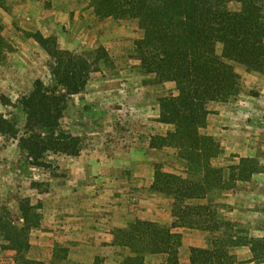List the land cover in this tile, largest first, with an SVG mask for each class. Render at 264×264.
<instances>
[{
    "label": "rangeland",
    "instance_id": "374dc122",
    "mask_svg": "<svg viewBox=\"0 0 264 264\" xmlns=\"http://www.w3.org/2000/svg\"><path fill=\"white\" fill-rule=\"evenodd\" d=\"M238 6L230 3L231 8ZM0 17L10 42L0 60V98L15 101L37 79L47 85L59 81L51 57L32 36L36 31L92 63L84 89L68 97L61 118V127L80 138L78 155L48 152L46 166L38 167L23 155L17 139L0 134V216L20 228L24 220L17 201L28 198L39 219L22 237L25 251L17 253L0 235V264H20L21 255L41 264H164V253L119 244L117 229L141 219L173 231L169 212L148 210L152 205L147 200L169 209L172 197L150 185L136 189L141 182H153L158 170L187 177L188 191L194 192L202 169L157 138L174 130V124L159 119L160 99L177 95L178 88L174 81H160L142 69L134 53L135 39L142 34L136 22L97 19L90 0H9ZM234 70L236 92L225 101L208 102L209 112L199 127L217 145L209 163L224 169L226 181L218 185L215 180L203 197L185 202L206 204L215 210L214 217L235 222L237 235L263 239L264 74L239 64ZM11 109L0 99V113ZM179 233V264H189L191 248L207 247L217 234L199 227H182ZM232 251L235 264H264V259L249 261L247 247Z\"/></svg>",
    "mask_w": 264,
    "mask_h": 264
},
{
    "label": "trees",
    "instance_id": "16d2710c",
    "mask_svg": "<svg viewBox=\"0 0 264 264\" xmlns=\"http://www.w3.org/2000/svg\"><path fill=\"white\" fill-rule=\"evenodd\" d=\"M231 2L239 3L238 8H231ZM90 5L97 19L114 17L136 22L142 34L135 39L134 53L142 69L160 81H174L178 88L177 95L160 99L159 119L174 124V130L157 138L176 147L187 163L202 169V177L192 192L188 191L187 177L155 170L149 188L172 197L171 228L199 227L217 232L209 238L207 247L191 248L189 264H235L232 249L237 246L248 248L249 261L263 260L264 238L237 235L235 222L214 217L215 210L206 204L188 205L185 200L203 197L215 180L218 185L226 181L224 169L209 163L217 145L209 135L199 133V127L209 112L208 102L225 101L236 92L234 64L264 74V0H90ZM8 7L9 0H0V10ZM2 30L0 17V60L10 47ZM32 36L51 57L50 67L60 79L53 85L37 79L28 94L13 102L1 96V103L12 109L0 113V134L17 139L30 163L42 167L46 166L48 152H80V138L61 127V118L68 97L84 89L92 63L80 53L60 48L53 36L45 37L38 31ZM238 167L240 170L242 164ZM17 208L24 220L22 226L18 228L11 219L0 216V235L19 253L27 247L22 238L26 230L37 226L39 219L28 198H18ZM117 235H121L119 244L136 247V251L150 247V252L166 254L164 264H179L178 231L136 219L117 229ZM19 262L41 264L22 255Z\"/></svg>",
    "mask_w": 264,
    "mask_h": 264
},
{
    "label": "crops",
    "instance_id": "0c3cea01",
    "mask_svg": "<svg viewBox=\"0 0 264 264\" xmlns=\"http://www.w3.org/2000/svg\"><path fill=\"white\" fill-rule=\"evenodd\" d=\"M152 182L151 181H149V182H147V185L146 184H143L142 182H141V186H138V187H141V188H137L136 190H137V192H140V190H145L146 189V187H148L150 184H151ZM150 187V186H149ZM149 202H151V205H152V207L150 208V207H148V210L149 209H152V208H154L155 210H157V211H164L165 213L166 212H169V217L170 218H172L173 219V216H172V214H171V208H158V206H156V204H154V202H152V198L151 199H147ZM164 209V210H163ZM144 212H142V214H143ZM157 213H159V212H157ZM158 215H163V214H157V216ZM165 215V214H164ZM125 224V223H124ZM120 225H123V223H120ZM180 228H182V227H176V228H173V231H180ZM198 245H200V246H202V244H198ZM246 248V247H245ZM250 256H248L247 257V259L249 258ZM253 262V261H252Z\"/></svg>",
    "mask_w": 264,
    "mask_h": 264
}]
</instances>
